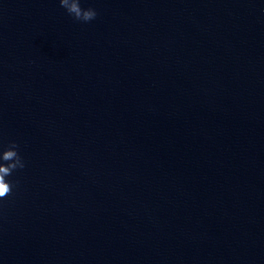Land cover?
<instances>
[{
    "label": "water",
    "instance_id": "1",
    "mask_svg": "<svg viewBox=\"0 0 264 264\" xmlns=\"http://www.w3.org/2000/svg\"><path fill=\"white\" fill-rule=\"evenodd\" d=\"M80 5L0 0V264H264V0Z\"/></svg>",
    "mask_w": 264,
    "mask_h": 264
},
{
    "label": "clouds",
    "instance_id": "2",
    "mask_svg": "<svg viewBox=\"0 0 264 264\" xmlns=\"http://www.w3.org/2000/svg\"><path fill=\"white\" fill-rule=\"evenodd\" d=\"M60 6L77 21L89 22L96 18L97 12L93 8H82L80 0H59ZM18 145L13 141L7 148L0 152V200H3L12 192L13 185L5 178L10 176L14 170L23 169L24 162L18 152Z\"/></svg>",
    "mask_w": 264,
    "mask_h": 264
}]
</instances>
